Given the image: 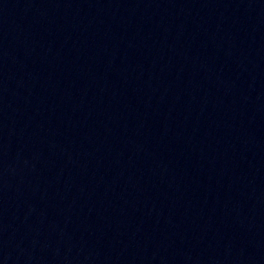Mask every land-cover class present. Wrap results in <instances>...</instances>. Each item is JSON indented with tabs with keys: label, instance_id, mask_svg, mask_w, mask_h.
<instances>
[{
	"label": "water",
	"instance_id": "water-1",
	"mask_svg": "<svg viewBox=\"0 0 264 264\" xmlns=\"http://www.w3.org/2000/svg\"><path fill=\"white\" fill-rule=\"evenodd\" d=\"M0 264H264V0H0Z\"/></svg>",
	"mask_w": 264,
	"mask_h": 264
}]
</instances>
